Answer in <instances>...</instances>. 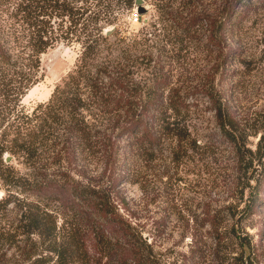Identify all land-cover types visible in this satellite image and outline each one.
Listing matches in <instances>:
<instances>
[{
	"label": "rangeland",
	"instance_id": "374dc122",
	"mask_svg": "<svg viewBox=\"0 0 264 264\" xmlns=\"http://www.w3.org/2000/svg\"><path fill=\"white\" fill-rule=\"evenodd\" d=\"M144 1L148 12L142 15L135 4L132 9L122 3L115 7L118 18L104 30L118 26V33L83 63L97 79L122 77L127 87L123 101L130 99L129 89L138 95L135 103L150 113L142 116L146 129L158 138L152 142L155 151L146 152L148 144L132 145L134 139L126 134L116 138L118 143L112 138L115 143L81 145L75 156L70 154L72 163L63 161L64 170L84 183L112 187L121 213L151 246L145 248L149 264H230L244 249L251 264H264V173L239 165L217 121L221 110L248 147L264 132V0ZM3 9L0 18L7 17ZM0 27L7 29L2 22ZM80 55L79 46L63 43L44 54L39 81L21 101L24 109L33 111L58 86L63 89L82 63ZM105 67L107 73H100ZM88 84V77L80 84L83 96ZM173 112L176 118L169 120L174 126L176 120L186 127L182 142L162 135L167 124L158 118ZM96 113L98 129L110 135V114ZM125 116L121 114L120 124H127ZM60 140H55L60 143H54L56 152L62 149ZM6 156V164L30 171L26 158ZM250 177L261 182L260 189ZM5 188L0 181V200ZM252 196L262 207L248 216ZM19 219L13 204L0 210V233L12 232ZM212 219L222 223L223 235L212 233ZM2 242L0 255L7 251V258L12 257L8 264H21L17 248Z\"/></svg>",
	"mask_w": 264,
	"mask_h": 264
},
{
	"label": "trees",
	"instance_id": "16d2710c",
	"mask_svg": "<svg viewBox=\"0 0 264 264\" xmlns=\"http://www.w3.org/2000/svg\"><path fill=\"white\" fill-rule=\"evenodd\" d=\"M119 3L132 9L135 0H0V6H4L2 14L7 16L0 18L7 26L0 27V181L6 187L0 210L13 204L20 212L14 230L1 232L0 239L3 246L8 243L17 248L21 264H149L145 248L151 246L121 213L112 187L84 183L70 169L64 170L63 165L65 159L73 162L70 154L75 156L83 144L118 143L116 138L126 134L134 139L132 145L140 148L148 144L150 148L145 151H155L152 142L158 138L146 129L142 116L149 109L135 103L138 95L129 89L130 99L123 101L122 91L127 87L122 77L97 75V79L83 63L96 57L103 42L118 33L116 26L111 35L105 36L104 28L118 18L115 7ZM62 43L79 46V62L85 67L79 63L63 89L58 86L48 102L28 112L21 101L39 81L41 57ZM106 70L105 67L99 72ZM86 77L89 92L83 96L80 84ZM100 109L110 114V135L98 129L96 112ZM124 112L126 125L120 124ZM162 115L159 121L167 124L162 135L182 142L187 137L186 127L176 120L174 126L169 120L176 118V113ZM217 121L220 135L234 148L239 165L264 173V132L254 147H248L240 130L221 110ZM58 138L64 140L61 150L67 156L61 150L56 152L54 143L60 144L55 141ZM6 154L26 158L30 171L23 173L6 164ZM53 162L58 163L57 173L51 170ZM255 181L258 189L261 182ZM255 197L247 206L248 216L262 207ZM210 228L213 234L225 233L217 219L211 220ZM7 254L6 251L0 255V264L12 260ZM247 254L246 249L242 250L230 264H251Z\"/></svg>",
	"mask_w": 264,
	"mask_h": 264
},
{
	"label": "water",
	"instance_id": "95a60500",
	"mask_svg": "<svg viewBox=\"0 0 264 264\" xmlns=\"http://www.w3.org/2000/svg\"><path fill=\"white\" fill-rule=\"evenodd\" d=\"M145 1L144 0H135V5L137 7V13L139 15L145 14L148 12V8L144 6ZM114 28H110V29H106L104 31L105 36H109L112 34ZM8 156L5 157V161L8 162L9 161Z\"/></svg>",
	"mask_w": 264,
	"mask_h": 264
}]
</instances>
